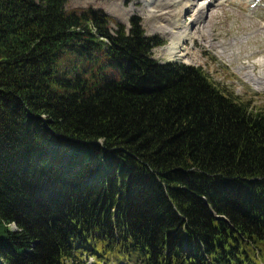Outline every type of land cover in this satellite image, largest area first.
Returning <instances> with one entry per match:
<instances>
[{
    "label": "trees",
    "instance_id": "trees-1",
    "mask_svg": "<svg viewBox=\"0 0 264 264\" xmlns=\"http://www.w3.org/2000/svg\"><path fill=\"white\" fill-rule=\"evenodd\" d=\"M67 0H0V264H264V111Z\"/></svg>",
    "mask_w": 264,
    "mask_h": 264
},
{
    "label": "rangeland",
    "instance_id": "rangeland-1",
    "mask_svg": "<svg viewBox=\"0 0 264 264\" xmlns=\"http://www.w3.org/2000/svg\"><path fill=\"white\" fill-rule=\"evenodd\" d=\"M141 1L67 0L66 10L79 13L87 10L99 12L112 33L118 29L128 33L133 24H136L144 37L162 43L158 47L167 45L169 35L160 29L167 27L169 20L159 15L165 10L167 12L171 10L170 1L150 0L148 5ZM227 1L228 4L222 9L214 11L213 8L207 12L210 15L214 13L203 21V27L208 32L203 42L201 39H194V44L187 42L189 55H186L184 60L175 62L202 69L217 87L230 92L253 110L264 111V83L256 87L245 78L247 72L250 73V70L246 69L247 66L257 62L261 65L254 64L255 68L251 69V75L253 78L264 77V33L260 32V28L264 26V5L260 6V10H253L256 9L255 6L251 7L249 4L252 0ZM149 6L152 9L158 8L159 13H156V16L150 14ZM182 17V22L192 26L194 31V26L190 24L191 14L183 12ZM158 47L152 50L153 59L159 63L169 62L170 60L161 56ZM84 259L85 262L82 264H138L133 258L120 255H109L107 261L99 259L94 261L86 256Z\"/></svg>",
    "mask_w": 264,
    "mask_h": 264
},
{
    "label": "bare ground",
    "instance_id": "bare-ground-1",
    "mask_svg": "<svg viewBox=\"0 0 264 264\" xmlns=\"http://www.w3.org/2000/svg\"><path fill=\"white\" fill-rule=\"evenodd\" d=\"M142 1L146 3V5H148V2L150 0H142ZM168 1H170L171 3V6H169L171 7V10L169 12L165 10L164 12H161L160 15L159 14L158 15L160 17L168 18L169 20L168 26L164 28L162 27L160 30H162V32H165L167 35H169L170 40L167 43V45H164L158 48H160L159 52L161 56L165 57V59H167L168 61L170 60L174 62V61L184 60L185 56L189 55L188 51L190 50L187 49V46H186L187 42H192L194 44L195 42L194 39H199V40L201 39L203 42V38H205L208 34V32L203 27L204 25L203 21L209 19L211 15L214 13L213 12L210 15V14H207V12L213 8H214V11H218L222 9L224 5L228 4V1L227 0L226 1L224 0H203V1L201 0H168ZM254 3H256V6H255L256 9H253V10H260V6L264 5V0H252L249 4L252 5ZM163 8H165V6ZM157 9H152L149 6V13L155 15L156 13H159V10ZM183 12L191 14L190 24L192 23L191 25L194 26V29H195L194 31L192 30L193 28L192 26L191 28L190 26L187 25V23L182 22ZM248 19H251V17H248ZM260 32L264 33V26L260 28ZM193 58H195L194 55H193ZM254 64L261 65V63H258V62ZM254 64H252L251 66L250 65L247 66L246 69L250 70V73L247 72V75H245V78H247L248 82H253L254 86L259 87L262 85V83H264V77L259 76L258 78H253V76L251 75V72H252L251 69L255 68Z\"/></svg>",
    "mask_w": 264,
    "mask_h": 264
}]
</instances>
